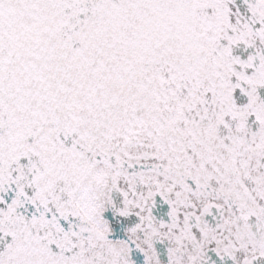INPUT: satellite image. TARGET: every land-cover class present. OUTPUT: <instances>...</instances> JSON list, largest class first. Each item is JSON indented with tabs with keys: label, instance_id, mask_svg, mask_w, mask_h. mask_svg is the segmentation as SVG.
Instances as JSON below:
<instances>
[{
	"label": "snow or ice",
	"instance_id": "snow-or-ice-1",
	"mask_svg": "<svg viewBox=\"0 0 264 264\" xmlns=\"http://www.w3.org/2000/svg\"><path fill=\"white\" fill-rule=\"evenodd\" d=\"M0 264H264V0H0Z\"/></svg>",
	"mask_w": 264,
	"mask_h": 264
}]
</instances>
